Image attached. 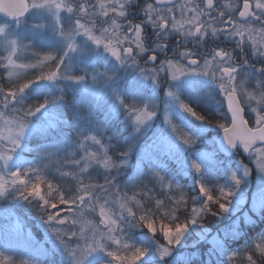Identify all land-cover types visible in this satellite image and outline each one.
Masks as SVG:
<instances>
[{
	"label": "snow or ice",
	"instance_id": "1",
	"mask_svg": "<svg viewBox=\"0 0 264 264\" xmlns=\"http://www.w3.org/2000/svg\"><path fill=\"white\" fill-rule=\"evenodd\" d=\"M139 0H34L30 5L20 0L18 5L0 4V13L17 22L30 10H47L56 16L53 26L54 31L60 36L66 45L67 51H75L73 43L75 36L82 35L94 45L102 47L111 57L121 64H127L138 69L141 75L151 78L155 83L161 73H165L171 80H178L183 76L198 75L209 77L218 86L227 105V123L215 122V126L223 132V138L230 147L239 145L245 153L250 154L256 163V168L264 173V0H238L237 3L220 5L219 0H143L139 7V13L143 16L140 22H134L128 18L129 6L138 3ZM55 9V13L52 10ZM66 11L71 18V23L65 25L60 17V12ZM179 14V17L177 16ZM207 18V19H205ZM148 24L155 30L156 43L149 48L144 42V25ZM35 27H43L36 25ZM211 30V31H209ZM99 32V35L96 33ZM178 37L177 46L171 53L166 49L168 36ZM231 40L235 47L228 50L223 47H215L203 51L204 42L219 38ZM0 43L6 45L7 55L0 54V69L9 71L14 68H26L32 71L26 73L25 82L11 86L0 87V105L4 111H0V119H5V114L15 113L13 120L5 123L16 124L14 135L4 136L0 133V163L7 165L12 158L10 152L19 146L20 137L24 134L28 119L40 111L45 105L27 106L19 110L9 109L11 102L15 101L32 84L38 82H51L58 79H70L81 82L84 76H71L63 68V57L53 54H45L42 57L33 53L35 60L30 64L17 63L19 59L20 43L12 39L0 26ZM191 45V47H189ZM26 49L27 45H23ZM183 48V50H180ZM234 52L239 53V63ZM146 55V60L144 57ZM143 61V63H141ZM259 65V66H257ZM247 66V70L242 69ZM50 70L45 72L44 68ZM255 74H259V79ZM250 78L257 80L255 87L250 84ZM168 96L175 100L181 111L188 113L198 121L204 117L193 111L191 107L179 101L173 92ZM47 103V101L45 102ZM129 119L138 131L141 126L150 121L155 115L154 110L148 106L136 104L123 105ZM246 110L251 116H246ZM165 123L169 120L165 117ZM214 123V122H213ZM172 132L176 135L177 128L172 126ZM235 133V134H234ZM185 145H191L193 141L186 133L176 136ZM91 146H95L94 148ZM80 154L70 158L54 161L57 171L63 177H71L76 181L74 192L66 194L60 187L50 181H46L37 174L35 179H26L27 173L11 172L9 183L12 187L19 186V198L38 200L40 208L44 210L45 223L52 224L57 229V237L69 245V254L75 264H85L87 257L93 253L101 252L110 258L115 264H138L145 251L133 248L128 243H122L117 232L121 231L116 219V209L112 205L117 197L113 195V176L116 170L123 164L117 162L108 155L103 141L94 135H86L79 141ZM121 157L126 153H121ZM104 168L105 175L102 183L86 178L83 174L91 167ZM192 168L200 171L197 164ZM161 184L165 179L158 173H153ZM244 175H248L245 169ZM233 183L239 187L241 180L232 176ZM3 177H0L2 187ZM47 185V193L42 187ZM171 189L173 185L167 184ZM118 191V189H117ZM200 195L204 202L199 207H191L188 219L181 221L178 214L179 205L187 206V200L181 194L180 199L171 201L176 205L173 210L160 216L159 233L163 237L164 245L160 247L161 258L168 255L169 248L178 244L187 231L189 224L198 223L202 214L220 215L228 211L232 191L218 190V195L204 185L199 186ZM0 191V196L4 195ZM163 207L160 201H157ZM214 206L215 209L214 210ZM121 204L120 208L124 209ZM62 211L70 214L69 221L62 215ZM145 209V214L139 216L143 227L152 235L157 234V221L150 219ZM159 212V207L156 209ZM123 213V212H122ZM99 217L95 219L85 217ZM127 216L136 219V211L127 208ZM85 221L91 225L90 238L83 229H76V225ZM69 227H65L66 225ZM103 225V227H100ZM82 241V243H81ZM75 245V246H73ZM114 246V247H113ZM123 247L128 250L124 255L120 254ZM255 250L264 254V241L255 243ZM252 250L246 255L247 264H256ZM238 256L229 257V264H236ZM0 264H11V261L0 256Z\"/></svg>",
	"mask_w": 264,
	"mask_h": 264
},
{
	"label": "trees",
	"instance_id": "2",
	"mask_svg": "<svg viewBox=\"0 0 264 264\" xmlns=\"http://www.w3.org/2000/svg\"><path fill=\"white\" fill-rule=\"evenodd\" d=\"M41 54L45 55L43 52ZM79 65L89 68L93 65L92 71L103 69L93 61L73 66ZM60 86L65 87L62 84ZM5 90L7 89L5 88ZM74 94L75 101L66 102L60 110V120L66 127L62 124L63 129L59 127V130H67L62 135L65 143L62 140L64 145L61 150L52 154L49 150L34 148L31 143L19 141L21 147L17 148L20 149L16 148L15 151H12H20V158L31 155L27 166L30 165L33 170L28 172L26 179L29 175L35 178L37 173L46 181L60 187L66 194L71 195L77 182L71 177L61 176L57 171L58 165L54 161L70 158L69 154L78 156L80 154V139L86 135H94L103 141L108 155L123 164L113 176V182L116 185L113 188V195L117 199L112 207L116 209V219L121 228L117 235L122 243L126 242L133 248L145 251L144 257L138 261V264H229V257L233 256H238L236 264H247L246 255L251 250L256 264H264V254L255 250V243L264 241V207L258 213L248 208L249 195L253 189L250 184L241 180L244 172L238 163L232 164L231 167L227 164L228 168H226L224 163L219 162L218 168L209 169L208 166L211 167L212 164L203 159L200 160L193 154L195 152L189 149L193 154V160H197L199 167L203 169L201 173L188 171L186 167L182 166L184 152L180 148L169 146L164 139H161V135L164 133L158 128L160 127L159 121L161 122L163 118V104L160 103V111L156 114L157 126L155 124L148 133L142 134L137 140V144H134L133 140L123 143L124 133L119 130L121 128L119 127L120 120L106 118L104 111L99 107L101 103L93 99H83L84 95L80 93L79 89H75ZM27 102L29 103V101ZM1 107L2 105H0ZM193 111L197 112L196 109ZM73 112L75 117H73ZM189 117L190 122L175 117L176 119L170 120L169 126L177 128V136L186 133L193 141L191 145L194 143L202 145L201 137L190 132L195 119L190 115ZM214 126L213 123L212 127ZM208 132L210 131H206V133ZM30 146H32L31 150ZM121 153H126V156L121 157ZM154 153H157L156 159ZM152 160L154 161L152 162ZM241 161L245 160L241 159ZM245 163L248 164L246 161ZM251 170L254 171L252 167ZM10 173L11 171L7 174ZM23 173L26 172L23 171ZM153 173H158L165 179V182L161 184ZM232 174H237L240 177L239 187L233 183ZM83 175L97 183H102L107 173L104 168L93 166ZM249 180L254 182L252 175L249 176ZM168 183L173 185L171 189L167 186ZM200 185L207 187L213 195H218L219 189L232 191L234 194L230 197L228 211L220 215L202 214L200 221L189 224L181 241L171 246L168 255L161 258L159 249L164 245L163 237L159 233L161 214L173 210L176 205L171 201H178L183 194L188 203L187 206L179 205L177 215L181 221L187 220V213L190 212L191 207H199L204 202V197L200 195L199 191ZM19 191V186L16 188L9 186L5 196L2 197L0 201V229L6 234L12 235L11 225L14 219L29 229L30 236L26 240L29 245V255L27 256L25 252L17 249L0 250V256L8 258L11 264H75L73 257L69 254V245L57 237L56 227L45 223L44 210L40 208L39 201L31 198L21 199ZM42 191L47 193L46 184L42 187ZM157 201H160L163 207H160ZM121 204L125 206L124 209L120 208ZM6 207H11L13 211L6 210ZM128 207L136 211V219L127 216ZM158 207L159 212L156 211ZM146 208L150 210L147 213L149 218L157 221L156 235L150 234L139 220V216L145 214ZM214 210H216L215 206ZM246 210L248 211L246 212ZM62 215L69 221L71 220L70 214L66 211H62ZM88 219H95L98 222L99 217H85V221ZM85 221L75 227L77 230L83 229L90 238L89 228L91 225ZM69 226H71L70 223L65 227ZM127 252L128 250L121 247V255ZM85 264H115V262H112L104 253L97 252L87 257Z\"/></svg>",
	"mask_w": 264,
	"mask_h": 264
},
{
	"label": "rangeland",
	"instance_id": "3",
	"mask_svg": "<svg viewBox=\"0 0 264 264\" xmlns=\"http://www.w3.org/2000/svg\"><path fill=\"white\" fill-rule=\"evenodd\" d=\"M32 2H34V0H30L29 5ZM52 13H55V9L52 10ZM31 15L37 20L31 18ZM59 15L65 25L71 23V18L68 17L69 14L66 11H61ZM55 21L56 16L49 13L47 10H45V12L41 10H32V13L28 14L26 18L20 20L18 24L17 22L12 24L5 19L0 20V26L5 27V31L9 37L16 39L21 45L18 52L19 59L17 60V63L27 65L34 62L35 57L33 53L41 57L43 56V54H41L42 52L45 54L50 53L55 56L57 53H60L57 57H63V68L65 67L67 71L69 70L67 73L68 75L85 77V79L81 82H75L70 79H58L51 82L42 81L34 83L28 89H25V91L15 101L11 102L9 105V109L11 110H19L27 106L40 104L45 105L40 109V111L35 112V114L28 119L27 127L25 128L24 134L20 137L19 141L31 143L34 148L38 149H41L38 145L41 142H44L42 147L45 148L46 151L53 148L52 145L54 144V142L48 137L56 136L58 140H63L65 143V140L62 139L63 130L58 132L59 127L63 129V126H65L60 120V110L62 109V105L66 102L71 103L75 101L76 96L74 94V90L79 89L80 93L84 95L83 99H93L101 103L99 107L104 111L106 118L112 120L118 118L121 124H123L124 129H127L128 127L132 128L130 135L133 139L137 138L141 134H144L149 126L155 122L154 119L158 112L159 103L163 104L164 113L161 128L165 129L166 135H161V139H164L169 146L180 148L184 152V164L182 165L186 167L188 171L201 173L203 169L199 167L200 171L196 172L195 169L192 168L193 163L199 166V162L195 159L193 160V154L200 160L203 159L215 166H208L209 169L218 168L217 166L219 162L224 163L225 167L228 168L227 164L215 153L216 151L214 149V145L210 140L206 141L203 148L200 147L202 146L201 144L196 145L194 143L193 145H185L177 139V135L172 133V128L167 126L165 123V117H167L169 121L171 119H176L175 117L180 120L183 119L186 122L189 121V114L180 110L177 102L168 96V92H173L182 103L183 101L180 96L183 92L184 95L195 94L197 96V87L192 85L197 80V77L199 78L198 75L183 76L178 80H171L166 75V79L157 78L154 83L150 77L146 79L144 75H141L137 68L119 63L107 52H105L103 48L94 45L91 41L88 42L87 38L82 35L75 36L73 43L76 46V50L70 53V51H67L62 38L58 36L53 29ZM36 25H43V27H35ZM96 34L99 35V32ZM23 45H27V48L24 49ZM5 47L6 45L4 43H0V54L7 55ZM97 55L98 58L95 61ZM92 61L99 68L105 67V71L95 69L91 72L93 65L90 68L87 66L81 67L80 65L73 66L74 64H87ZM49 70L50 69L48 67L44 68L45 72ZM31 71V69L26 68H14L9 71L0 69V87L7 89L6 86H11L13 82L16 84L21 83V81L25 82L24 78L26 73ZM60 84L63 86L65 85V87L60 86ZM50 94L51 97L49 96ZM52 94H55V96ZM92 96H97L99 98H93ZM134 99H137V106H148L155 112L153 118L141 126L138 131L132 124L123 107L125 104H136V102L132 103ZM27 101H29V103ZM46 101L47 103H45ZM0 111H4L3 107L0 108ZM15 116V113L6 112L5 119L14 121ZM75 116L76 115L73 112V117ZM5 119H0V133L6 137L10 134L14 135L16 130L15 122H13L10 126L5 123ZM194 122L202 127V123L200 121L194 120ZM216 128L218 127L211 128V130ZM48 130L49 132H47ZM64 131L67 132V130ZM0 143L1 145L3 144L2 141H0ZM63 145L61 147H63ZM91 147L94 148L95 146ZM31 148L32 146H30V150ZM189 149H192L195 153L192 154ZM187 150L189 151L186 152ZM19 152L20 151L18 150L16 152H10L12 158L7 162V165L0 163V177H3L0 191H4L5 194L9 186L11 188H16L12 187L9 183L11 179V177H9L10 174H7L9 171L20 172L22 174L24 171L29 174L28 172L33 170L30 165L27 166V162L31 160V155L20 158ZM216 157L218 158V161ZM254 159L255 158L251 156L253 163H255ZM239 166L243 172L245 169L248 170V175H243L241 180L252 186V182L249 180L250 174L252 175L251 168L246 164H239ZM255 171L256 174L254 176L252 175L255 187H252L253 191L247 205L250 210L258 213L259 210L264 207V173H261L256 168V163ZM234 175L240 178L237 174ZM33 178L34 177L29 175L28 180L31 181ZM5 194L0 196V201ZM7 209L13 211L11 207H6V210ZM247 211L248 210H246V212ZM11 232L13 234L8 235L0 229V249L4 245L8 246L7 250L15 248L26 249V237L30 236L29 229L25 226L23 227V224H21L17 219H14V222L11 225ZM14 235L16 236L14 237Z\"/></svg>",
	"mask_w": 264,
	"mask_h": 264
},
{
	"label": "flooded vegetation",
	"instance_id": "4",
	"mask_svg": "<svg viewBox=\"0 0 264 264\" xmlns=\"http://www.w3.org/2000/svg\"><path fill=\"white\" fill-rule=\"evenodd\" d=\"M76 2H80V0H76ZM97 0H92V3H96ZM143 0H139L138 3H133L129 6V11H128V18L133 20L134 22H140L144 18L143 16L139 13V7L141 6V3ZM183 2V0H181ZM238 0H219L220 5L226 4V3H232L235 4L237 3ZM177 16L179 17V14L177 13ZM207 19V18H205ZM144 42L145 45L149 48H152L155 46L156 43H160V41L156 40V33L155 30L152 29V27L148 24L144 25ZM211 31V30H209ZM168 46H167V51L171 53L172 49L177 46V39L174 34L168 36ZM191 47V45H189ZM215 47H223L228 50H232V48L235 47L234 42L231 40L223 39L222 37L219 39H211L209 38L204 42L203 49L201 50V54H203V51L210 50ZM180 50H183L181 48ZM234 55L237 57V62L239 63V53L234 52ZM144 60H146V55L144 57ZM143 63V61L141 62ZM259 66V65H257ZM247 70V66H245L242 71ZM256 77L259 79V74H255ZM196 76V75H194ZM162 77V73L159 76V78ZM257 80H253L250 78V84L252 87H255ZM194 85H199L201 88L198 91V96L196 101L191 100V96L188 98L184 97L183 102L187 104L189 107H193L192 104L196 105V110L198 109L199 115L204 117L203 121H200L202 123V129L204 131H210V133H215L217 134V138L219 137L220 133L222 130L219 128H216L214 130H211L213 123L215 124L216 121L227 123L228 120L226 119V111H227V105L226 102H224V97L220 93V90L216 83L211 80L209 77H203L199 76L197 77V80L195 81ZM246 116H251V113H248L246 110ZM236 157H243L240 151L236 152Z\"/></svg>",
	"mask_w": 264,
	"mask_h": 264
},
{
	"label": "water",
	"instance_id": "5",
	"mask_svg": "<svg viewBox=\"0 0 264 264\" xmlns=\"http://www.w3.org/2000/svg\"><path fill=\"white\" fill-rule=\"evenodd\" d=\"M0 4H4V5H18V3L16 1H12V0H4V1L0 0ZM216 149H217V151L220 154H222L224 156H229L231 154L230 152H234V147L228 146L226 144V142L224 141L223 133L221 134V136L216 141ZM241 150L243 151V149H241Z\"/></svg>",
	"mask_w": 264,
	"mask_h": 264
}]
</instances>
